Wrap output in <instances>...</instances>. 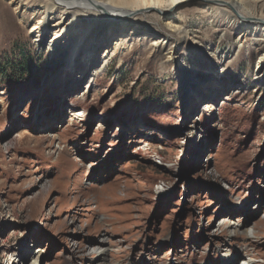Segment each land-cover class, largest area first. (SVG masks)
I'll use <instances>...</instances> for the list:
<instances>
[{
	"label": "rangeland",
	"instance_id": "obj_1",
	"mask_svg": "<svg viewBox=\"0 0 264 264\" xmlns=\"http://www.w3.org/2000/svg\"><path fill=\"white\" fill-rule=\"evenodd\" d=\"M11 1L0 0V264H31L33 247L40 264H222L228 249L264 264V41L185 4L180 32L139 15L132 45L76 84L35 42L58 21L38 29L43 5ZM101 16L85 21L88 38L109 31ZM145 31L171 36L173 53ZM222 210L242 220L236 233Z\"/></svg>",
	"mask_w": 264,
	"mask_h": 264
},
{
	"label": "bare ground",
	"instance_id": "obj_2",
	"mask_svg": "<svg viewBox=\"0 0 264 264\" xmlns=\"http://www.w3.org/2000/svg\"><path fill=\"white\" fill-rule=\"evenodd\" d=\"M13 1L14 0L11 2ZM27 1V4H31L33 7L43 5L41 10L34 11L37 17L41 16L37 22L38 29L40 28L43 30V27L47 28L51 22L58 21L56 24V33L51 39H49L50 37H48V35L39 34L35 42H37L39 46H47L50 51L58 53L69 62L65 72L73 74L71 79H73L76 84H78L82 78L85 82H90L91 79L95 78L94 76L97 75L100 68L112 62L118 50H123L132 45V41L134 39L132 37L133 34L141 31L139 25L133 23L139 15L150 19L152 18L156 21L162 18L164 24L169 27L171 31L180 32L182 28L185 27L183 23V14L180 11L181 7L185 4L196 3L198 5H202L203 7L210 8L207 10V16L212 18L217 17L218 15H224V17H227L230 22L240 28L242 32H244V35L250 34L254 37H259L261 41H264V8H261V12L257 10L258 0ZM258 6H260V4H258ZM16 7H20L19 4ZM24 9L23 15L24 17H27L30 8L25 7ZM54 15H59V19L55 20ZM101 15L107 16L109 19L107 20L110 23L109 31H107L104 35H99L101 36L99 39L97 37L88 38V27L90 25L85 24V21H88L90 18V21H95L97 18L102 17ZM51 17H53V19ZM72 33H74L73 39L68 41L64 40ZM143 34L145 37L153 38L151 35H148L146 31ZM152 44L160 51L164 52V50H166L169 54L173 53L171 47V36L153 38ZM220 56L224 64L230 60V57L225 54H221ZM263 59L264 53L259 56V64L263 61ZM76 61L86 62V66L81 72L79 71L80 68H74L77 63ZM233 90L236 91V89ZM77 114L80 113L77 112ZM219 213H221V217H219L218 222H221L220 225L225 227V234L232 235L236 233L239 225L242 223L240 217L233 215L229 210H222ZM252 229H255V226H249L245 230L246 239L256 237V235L251 234ZM91 249L94 253L99 255L106 253V249L103 246L94 245ZM41 251L43 250L33 247V252L29 255L28 262L31 264H40ZM221 258L222 264H256V260L252 257V255L250 256V254L244 253L232 254L229 249L223 253V257ZM109 264L115 263L109 262Z\"/></svg>",
	"mask_w": 264,
	"mask_h": 264
}]
</instances>
